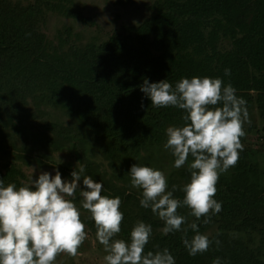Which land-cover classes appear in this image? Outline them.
<instances>
[{"label": "trees", "instance_id": "obj_1", "mask_svg": "<svg viewBox=\"0 0 264 264\" xmlns=\"http://www.w3.org/2000/svg\"><path fill=\"white\" fill-rule=\"evenodd\" d=\"M55 1L23 5L0 0V90L10 92L7 105L22 106L31 98L37 105L48 103L78 116L77 130L45 123L52 134H73L86 143L108 141L111 159L130 148L166 142V128L183 126V112L171 106L153 107L140 91L144 79L149 83L167 79L175 86L181 78H221L247 102V111L256 105L264 116V0H157L143 23L124 26L103 44L51 53L38 22L45 14L44 6L59 9ZM67 14L89 21L76 11ZM222 39L230 40L232 48L222 51ZM225 68L230 75L224 74ZM244 131L242 145L248 133L245 126ZM0 153H7L3 142ZM228 171L216 184L214 199L222 202V211L218 232L209 237L213 243L206 252L190 256L182 237L195 235L188 227L193 222L203 234L212 225L213 215L208 223L204 217L191 220L187 206L177 209L186 218L182 229L187 232H152L145 252L167 248L175 264H212L216 257L222 264H264L261 249L231 236L234 230H264V187L258 167L240 151L236 165ZM18 176L24 174L15 166H8L5 173L0 170L5 186H23ZM176 198L182 200L183 194ZM135 224L124 216L118 235L128 240Z\"/></svg>", "mask_w": 264, "mask_h": 264}, {"label": "clouds", "instance_id": "obj_2", "mask_svg": "<svg viewBox=\"0 0 264 264\" xmlns=\"http://www.w3.org/2000/svg\"><path fill=\"white\" fill-rule=\"evenodd\" d=\"M224 74L230 75V69L225 68ZM140 91L153 107L182 110L183 126L166 128L163 147L171 152L177 169L192 157L190 179L180 189L181 200L174 196L176 186L169 190L168 180L159 169L135 163L127 176L131 186L141 190L140 207L150 209L164 222L165 234L186 233L188 229H182L186 218L178 214V208L187 206L197 220L204 217V223L222 211V202L214 199L216 184L222 173L236 165L243 150L244 125L251 123L247 102L221 78H181L175 86L167 79L152 83L144 79ZM85 167H75L71 179L64 180L59 170L54 175L45 171L19 188L15 183L5 186L0 179V264H56L58 254L76 256L88 235L81 209L94 222L95 239L106 253L104 264H175L167 248L145 252L151 224L137 221L128 240L117 238L124 219L121 198L102 195L103 184L83 175ZM77 192L82 198L79 207L75 203ZM188 227L195 233L191 239L182 237L188 254L206 252L213 241L198 231L195 222ZM212 264H222L221 258L216 257Z\"/></svg>", "mask_w": 264, "mask_h": 264}, {"label": "rangeland", "instance_id": "obj_3", "mask_svg": "<svg viewBox=\"0 0 264 264\" xmlns=\"http://www.w3.org/2000/svg\"><path fill=\"white\" fill-rule=\"evenodd\" d=\"M14 3L29 5L36 0H11ZM68 1V2H67ZM157 0H56L59 9L50 10L44 6V16L38 22L39 30L45 34L48 51L63 52L74 47H84L87 44H103L124 26H135L143 23L153 12ZM80 13L88 22L70 17L67 11ZM222 51L232 48L228 39H222L219 44ZM7 88L0 90V142L7 147V153H0V170L5 173L8 166H15L22 171L24 177L18 176L22 185L29 183L30 177L37 179L42 172L55 174L59 170L62 180L71 179L70 173L84 164L85 173L96 182L103 184L102 195L121 198L120 211L131 220L151 224L152 232L165 235L164 222L152 212L140 207V189L133 188L127 173L133 164L148 166L161 170L168 180L169 190L176 186L175 198L183 194L180 189L189 182L188 165L177 169L173 167L174 157L161 144H148L139 150L130 148L123 151L116 159H111L107 153L108 141L92 139L83 142L73 134L57 135L49 132L45 123L53 124L61 129L77 130L79 118L61 107L51 106L35 99L28 98L22 106L7 105ZM250 124L245 123L248 131L246 141L242 145L248 160L257 165L260 184L264 187V116L255 105L248 110ZM252 129V130H250ZM77 165V166H76ZM64 170H61L60 168ZM67 171V172H65ZM229 175V171L221 175ZM83 178V177H82ZM81 187H83L81 182ZM17 188H19L17 186ZM79 193H76L75 203L79 207ZM187 217L194 216L186 210ZM81 219L88 233L86 240L78 249L76 256L66 253L58 254L56 264H104L103 246L95 239L96 228L86 210L81 209ZM220 215H213L210 228L203 234L208 237L218 232ZM264 229V224L261 226ZM231 236L250 243L255 250L261 249V260H264V230L263 231H233ZM118 239H122L117 235Z\"/></svg>", "mask_w": 264, "mask_h": 264}]
</instances>
